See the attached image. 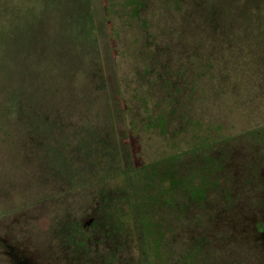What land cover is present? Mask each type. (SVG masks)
Here are the masks:
<instances>
[{
	"label": "rangeland",
	"instance_id": "obj_1",
	"mask_svg": "<svg viewBox=\"0 0 264 264\" xmlns=\"http://www.w3.org/2000/svg\"><path fill=\"white\" fill-rule=\"evenodd\" d=\"M161 68L169 73L160 75L161 90L142 86L156 79L148 69ZM169 92L177 98L173 111ZM16 114H86L102 132L114 130L119 146L129 142L123 114L148 116L153 124L145 132L162 134H142L129 178L99 168L69 186L62 203L52 187L30 185L34 167L18 162ZM163 116L174 119L166 134ZM172 167L177 180L169 178ZM258 182L264 183V0H0L1 240L47 251L59 224L60 240L77 250L82 242L62 222L67 214L81 217L88 199L73 193L159 191L129 199V264H240L255 254L243 238L249 228L264 231ZM231 194L233 214L225 222L219 202ZM213 204L222 213L206 222ZM111 212L125 218L126 208ZM124 233L119 228L116 240ZM80 256L88 259L84 251Z\"/></svg>",
	"mask_w": 264,
	"mask_h": 264
},
{
	"label": "flooded vegetation",
	"instance_id": "obj_2",
	"mask_svg": "<svg viewBox=\"0 0 264 264\" xmlns=\"http://www.w3.org/2000/svg\"><path fill=\"white\" fill-rule=\"evenodd\" d=\"M153 55L155 59L156 55ZM155 66L162 67L159 63L153 67ZM149 70L152 69H148L147 73H151L152 76L156 75V79H153V82L149 83L148 79L142 80V86L149 84L150 87L161 90V86L158 83L160 75L161 73L169 75L168 70L161 68L157 74ZM170 80L172 81V79ZM169 93L168 97L171 101L169 100L168 110L173 111L176 108L177 98L174 97L175 100L173 101V97L170 98L172 96L171 92ZM180 93L182 94L179 89V95H181ZM165 96L167 97L166 94ZM178 100L179 102L181 101V99ZM27 118L22 114H16V119L21 124V132L17 138L19 144L17 152L18 162L34 167V171L30 173V185L33 184L35 188L37 186L43 187L44 185L49 188L52 187V191L56 192L52 196H56V198L60 197L62 203L70 198L69 186L79 184L86 173L95 172L100 168L103 173H113L117 177L131 176L135 172V169H137V167H134V145L143 142L142 134H162L153 131L150 133L149 131L145 132V124L147 122L153 124V122L144 114H123L121 120L129 138L126 146H119L121 143L112 139L110 132H114V130L106 129V132H102L100 122H92L86 114H39L38 116L28 118V120ZM162 118L165 119L161 127L164 128V134H166L174 119L170 116H163ZM153 119L155 120L156 117H153ZM86 121L89 127L85 126ZM92 125L94 127L99 126L95 133H89L91 132L89 129L92 128ZM176 131L178 132V128H176ZM140 166L142 168L144 164H140ZM176 167H172L174 170H170L169 178L172 180H177ZM58 182L62 185L61 188H59L58 184L56 185ZM249 182L246 183L250 185ZM81 186H79L80 190L83 188L82 184ZM259 189L260 194H263V182H258L257 187L254 189L255 194ZM157 193L159 191H142L137 195L132 191L107 190L95 191L92 194L89 192L85 193L84 191L73 193V195L78 194L75 197L83 194L84 196L82 197L88 199V208L84 207L86 211L82 213L81 217L69 219V214H67L66 221L62 222V225H65L63 230L66 229L67 234L74 233L77 235L83 247H79L76 250L75 248H71L70 245L65 244L60 240L57 233L58 226L56 225L59 224H54L45 242L47 251L32 250L31 246L26 247L24 243L19 241L8 242L0 239V264H86L89 261L100 264H129V254L127 256L123 254V250L129 243V221L133 220V215L129 216V199L136 195L139 196L136 198L148 200L151 196L155 197ZM233 196L231 194L227 201L219 202L221 203V211L226 213L222 221L226 222L228 216H232L233 214L231 211V199ZM258 200V207H264V198H260L259 196ZM145 204L153 206L149 202ZM151 206H147L150 211L154 210V206ZM256 206L252 207L251 210L260 213V210ZM114 208H116L117 214L126 208V212L124 213L125 218L123 216L113 217L111 211ZM130 209L133 210V207ZM217 210L219 209H217L216 204H213L206 222H212L214 215L222 213ZM119 228L125 229L124 234L127 237L123 236L121 238L123 242L116 240V233ZM247 234L243 238L250 248L255 251V254L251 255L252 257H249L251 259L246 262L250 264H264V242H257L259 236H261L260 239H264L262 225H258L254 229L249 228ZM173 235H176L175 231ZM117 241L121 243H117ZM81 251L87 254V260L82 259L80 256ZM246 262L239 263L245 264Z\"/></svg>",
	"mask_w": 264,
	"mask_h": 264
},
{
	"label": "trees",
	"instance_id": "obj_3",
	"mask_svg": "<svg viewBox=\"0 0 264 264\" xmlns=\"http://www.w3.org/2000/svg\"><path fill=\"white\" fill-rule=\"evenodd\" d=\"M183 71H185V70H183ZM174 73H175V72H174ZM189 99H190V98H189ZM189 99H188V100H189ZM188 100H187V101H188ZM187 101H185V102H187Z\"/></svg>",
	"mask_w": 264,
	"mask_h": 264
}]
</instances>
